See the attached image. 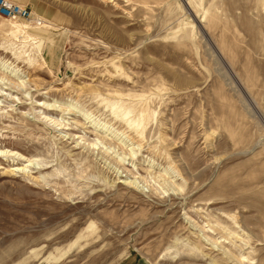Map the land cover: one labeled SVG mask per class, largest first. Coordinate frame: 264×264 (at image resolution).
Segmentation results:
<instances>
[{"label": "rangeland", "instance_id": "374dc122", "mask_svg": "<svg viewBox=\"0 0 264 264\" xmlns=\"http://www.w3.org/2000/svg\"><path fill=\"white\" fill-rule=\"evenodd\" d=\"M4 1L0 264H264V0Z\"/></svg>", "mask_w": 264, "mask_h": 264}, {"label": "built area", "instance_id": "2783aa9c", "mask_svg": "<svg viewBox=\"0 0 264 264\" xmlns=\"http://www.w3.org/2000/svg\"><path fill=\"white\" fill-rule=\"evenodd\" d=\"M0 15L11 19H28L30 17V11L18 3H7L4 0H0Z\"/></svg>", "mask_w": 264, "mask_h": 264}, {"label": "bare ground", "instance_id": "6f19581e", "mask_svg": "<svg viewBox=\"0 0 264 264\" xmlns=\"http://www.w3.org/2000/svg\"><path fill=\"white\" fill-rule=\"evenodd\" d=\"M5 18V17H4ZM7 19V18H6ZM8 20H10V19H8ZM10 21H12V20H10ZM102 127V126H101ZM122 135V134H121ZM125 137L126 138H128L129 140L131 139L130 137H128L127 135H125ZM126 141V140H125ZM128 141V140H127ZM124 142V141H123ZM132 142V141H131ZM132 155V154H131ZM134 155V154H133ZM18 171L19 170H23V169H21V168H18L17 169ZM121 183H124V184H128V183H131V184H133V182H129V181H122Z\"/></svg>", "mask_w": 264, "mask_h": 264}]
</instances>
